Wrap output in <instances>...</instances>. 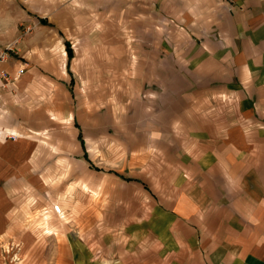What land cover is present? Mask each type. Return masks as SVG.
I'll use <instances>...</instances> for the list:
<instances>
[{"label": "crops", "instance_id": "0c3cea01", "mask_svg": "<svg viewBox=\"0 0 264 264\" xmlns=\"http://www.w3.org/2000/svg\"><path fill=\"white\" fill-rule=\"evenodd\" d=\"M52 5L0 63L23 68L19 90L0 88V130L18 136L12 100L51 85L80 108L120 107L113 151L145 202L121 228L65 231L36 264H264V0ZM17 147L0 138V167Z\"/></svg>", "mask_w": 264, "mask_h": 264}, {"label": "rangeland", "instance_id": "374dc122", "mask_svg": "<svg viewBox=\"0 0 264 264\" xmlns=\"http://www.w3.org/2000/svg\"><path fill=\"white\" fill-rule=\"evenodd\" d=\"M65 1L0 0V52L12 47L9 57L19 60L20 40L37 23L49 26L36 11ZM51 86V95L32 97L37 99L31 105L20 97L10 104L20 156L4 157L0 167V264H36L33 251L41 254L54 246L67 230L121 228L144 213L145 200L123 168L125 155L113 151L124 149L111 121L113 115L122 122L121 108H80L69 89L59 93ZM9 169L17 175L15 188L8 184ZM21 248L30 251L28 256L19 258Z\"/></svg>", "mask_w": 264, "mask_h": 264}, {"label": "built area", "instance_id": "2783aa9c", "mask_svg": "<svg viewBox=\"0 0 264 264\" xmlns=\"http://www.w3.org/2000/svg\"><path fill=\"white\" fill-rule=\"evenodd\" d=\"M10 52H13L12 47L6 46L2 49V51L0 52V63H3L8 60ZM22 73L23 68H17L12 75L3 69H0V88H5L8 90L10 86H13L15 80ZM0 138L11 141H17V135L6 129L0 130Z\"/></svg>", "mask_w": 264, "mask_h": 264}, {"label": "trees", "instance_id": "16d2710c", "mask_svg": "<svg viewBox=\"0 0 264 264\" xmlns=\"http://www.w3.org/2000/svg\"><path fill=\"white\" fill-rule=\"evenodd\" d=\"M70 57H71V52L69 51V48H67V58H70ZM75 127H77L76 124H75ZM76 137L79 140L80 145L82 146L83 145V141H82V137H80V133L79 132L77 133Z\"/></svg>", "mask_w": 264, "mask_h": 264}]
</instances>
